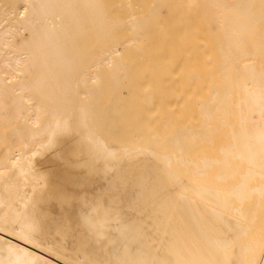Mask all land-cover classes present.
<instances>
[{
	"label": "bare ground",
	"instance_id": "1",
	"mask_svg": "<svg viewBox=\"0 0 264 264\" xmlns=\"http://www.w3.org/2000/svg\"><path fill=\"white\" fill-rule=\"evenodd\" d=\"M0 264H264V0H0Z\"/></svg>",
	"mask_w": 264,
	"mask_h": 264
}]
</instances>
